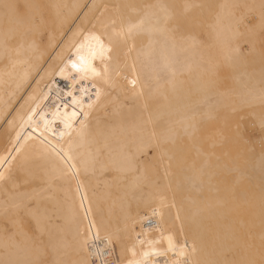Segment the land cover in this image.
I'll list each match as a JSON object with an SVG mask.
<instances>
[{"label":"bare ground","instance_id":"1","mask_svg":"<svg viewBox=\"0 0 264 264\" xmlns=\"http://www.w3.org/2000/svg\"><path fill=\"white\" fill-rule=\"evenodd\" d=\"M262 122L264 0H0V264H264Z\"/></svg>","mask_w":264,"mask_h":264},{"label":"snow or ice","instance_id":"2","mask_svg":"<svg viewBox=\"0 0 264 264\" xmlns=\"http://www.w3.org/2000/svg\"><path fill=\"white\" fill-rule=\"evenodd\" d=\"M5 8L16 9L17 14H19L18 6L16 5H5ZM89 39L93 41L94 43H91L88 45V54L87 55L80 54L84 45H77L76 50L78 54V61H71L70 63L72 64V67L76 69L77 71H87L93 75H100V73L97 72L96 68L92 66V60L95 59L97 56H99L102 59L109 58L108 54L111 51V46H110L111 41L109 42V45H105L101 37L95 34H92L90 37H86V40H89ZM133 83L135 82L133 81ZM97 95L99 96V89L97 90ZM74 115L75 113H73V116ZM261 131L264 132V122H262L261 124ZM166 239L168 242V249L175 250L176 244L174 243L172 237L169 236V237H166ZM153 251H155V249H153ZM183 254H184L183 247L181 246L180 255H183ZM145 255H147V253H145ZM85 264H90V262L86 261ZM129 264H140V262L130 261ZM177 264H179V262H177Z\"/></svg>","mask_w":264,"mask_h":264},{"label":"rangeland","instance_id":"3","mask_svg":"<svg viewBox=\"0 0 264 264\" xmlns=\"http://www.w3.org/2000/svg\"><path fill=\"white\" fill-rule=\"evenodd\" d=\"M244 132L247 134V135H251L253 137H257L258 136V131L254 128V127H249L248 125L245 126L244 128ZM250 136V137H251Z\"/></svg>","mask_w":264,"mask_h":264}]
</instances>
